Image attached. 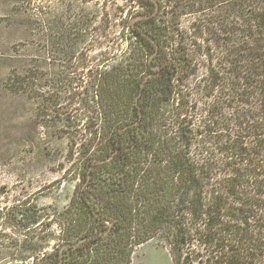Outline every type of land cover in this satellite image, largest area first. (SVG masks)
Listing matches in <instances>:
<instances>
[{
  "label": "trees",
  "instance_id": "1",
  "mask_svg": "<svg viewBox=\"0 0 264 264\" xmlns=\"http://www.w3.org/2000/svg\"><path fill=\"white\" fill-rule=\"evenodd\" d=\"M170 2L174 32L182 2L203 12L191 26L192 42L203 37L206 44L205 94L220 90L218 110L195 129L194 106L177 99L180 87L170 81L162 97L152 93L150 82L162 72L144 86L147 74L124 84L130 64L99 72L90 87L103 91V130L94 128L90 139L79 201L107 228L63 246L60 264L67 249L79 247L87 257L71 264H131L135 247L151 240L169 244L173 264H264V0ZM131 29L141 56L157 48L153 32ZM212 40L228 67L214 64ZM172 65L177 73L179 63ZM31 72H14L9 86L24 90ZM169 99L170 115L169 105L162 110Z\"/></svg>",
  "mask_w": 264,
  "mask_h": 264
},
{
  "label": "rangeland",
  "instance_id": "2",
  "mask_svg": "<svg viewBox=\"0 0 264 264\" xmlns=\"http://www.w3.org/2000/svg\"><path fill=\"white\" fill-rule=\"evenodd\" d=\"M174 4L170 0H0V264H60L63 246L107 228L79 201L82 174L93 152L90 139L105 115L98 106L101 87L90 86L99 72L121 64L132 68L124 84L150 72L149 58L156 46L141 56L132 23L153 32L159 45L154 63L163 70L150 82L154 96L162 97L170 81L180 87L177 99L194 106L190 115L194 114L195 129L218 110L213 101L220 90L211 97L205 94L206 44L203 37L192 42L191 26L203 12L182 2L179 30L174 32ZM158 5L152 17L136 19L155 12ZM212 44L214 64L228 67L216 41ZM178 63L179 71L174 73L172 64ZM26 68L32 71L29 86L14 91L9 78ZM222 74L229 77L225 71ZM122 92L124 102H129ZM152 93L146 92L142 99ZM165 103L162 110L169 105L170 115V99ZM195 150L199 153L200 146ZM220 154L213 155L222 161ZM84 249H67L66 263L86 258ZM131 264H173L170 246L156 240L139 244Z\"/></svg>",
  "mask_w": 264,
  "mask_h": 264
},
{
  "label": "water",
  "instance_id": "3",
  "mask_svg": "<svg viewBox=\"0 0 264 264\" xmlns=\"http://www.w3.org/2000/svg\"><path fill=\"white\" fill-rule=\"evenodd\" d=\"M158 10H159V5L157 6V9H156L155 12H153V13H149V14H144V15L137 16L136 19L146 18V17H151V16H153L154 14H156V13L158 12ZM132 25H133V26H136L135 23H134V24L132 23ZM156 44H157V43H156ZM158 52H159V46L157 45L156 50L150 55V58H149V64H150V67H151L152 69H158V71H156V72H149V73L146 75L144 81L142 82V86H144L145 83H146V82H147L152 76H157V75H159V74L162 72V70H163V68H162L161 65H159V64H154V58H155V56L157 55Z\"/></svg>",
  "mask_w": 264,
  "mask_h": 264
},
{
  "label": "flooded vegetation",
  "instance_id": "4",
  "mask_svg": "<svg viewBox=\"0 0 264 264\" xmlns=\"http://www.w3.org/2000/svg\"><path fill=\"white\" fill-rule=\"evenodd\" d=\"M136 26H140V25H139V24H136ZM157 45H158V44H157ZM158 53H159V52H158ZM158 53H157V54H158ZM154 64H156V63H154ZM159 65H161V64H159ZM161 66H162V65H161ZM162 68H163V67H162ZM150 71H152V72H156V71H158V69H152V68H151Z\"/></svg>",
  "mask_w": 264,
  "mask_h": 264
}]
</instances>
